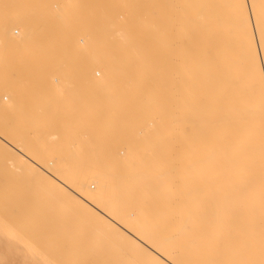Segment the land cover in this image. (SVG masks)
I'll list each match as a JSON object with an SVG mask.
<instances>
[{
  "label": "bare ground",
  "instance_id": "1",
  "mask_svg": "<svg viewBox=\"0 0 264 264\" xmlns=\"http://www.w3.org/2000/svg\"><path fill=\"white\" fill-rule=\"evenodd\" d=\"M29 1L24 2L27 8ZM133 2L107 0L106 11H130ZM182 3L180 26H131L127 32L123 25L117 32L123 45L118 42L113 54L90 62L101 71L90 72L91 89H102L105 106L134 107L138 98L127 93L137 91L149 92L144 101L166 104L168 152L156 137L154 152L136 158L116 153L94 157L81 162L71 177L68 169L50 174L47 164H37L12 146L2 134V123L0 144L16 153L19 165L71 212L74 225L86 228L92 222L90 229L98 233L131 235L142 248L164 241L165 250L159 247L157 253V262L164 264H264V0ZM15 5V0H0V63L7 65L15 61L8 53L34 42L21 26L22 17L6 15L4 9ZM13 21L21 29L18 37L9 30ZM65 41L55 38L35 47L30 42L31 56L24 60L28 70L32 65L28 79L32 74L34 80L23 83L30 87L26 89H37L40 81L45 85L48 78L40 80L36 74L46 71L59 75H51V88L84 87L87 62L79 46ZM14 84L2 83L11 97L7 105L0 100L2 115L12 109L7 90ZM161 179L169 183L166 195L160 192Z\"/></svg>",
  "mask_w": 264,
  "mask_h": 264
},
{
  "label": "rangeland",
  "instance_id": "2",
  "mask_svg": "<svg viewBox=\"0 0 264 264\" xmlns=\"http://www.w3.org/2000/svg\"><path fill=\"white\" fill-rule=\"evenodd\" d=\"M25 1L27 0H15V7L4 9L6 15L23 18L21 26L24 25L30 38L31 36L35 38L34 42L29 38L33 47L39 42H49L55 38L65 39L67 40L65 42L79 46L81 57L87 62L84 72L88 82L85 80L81 89L58 88L54 86L55 83L51 88L50 85L55 79L51 75L56 76V79L59 75L46 71L44 75L43 72L36 75L45 76L44 78L40 76L39 79L48 78L45 85L51 81L49 86L42 85L43 88L46 87L42 90L40 81L37 88L40 90H28L26 89L28 86L24 85L31 77L33 78L31 81L34 80L32 74L28 79L31 62L26 61L27 65H31H28L29 70L25 66V60H28L26 58L31 56L29 54L31 43L25 44L21 50L8 53V57L15 58V61L10 65L0 63V67L2 66L0 100L3 101V105L9 104L11 97L3 92L9 86H2V83L9 81L15 84L10 85L14 89L7 90L13 96L12 109L5 111L3 115L0 114L1 126L6 127H2L5 129L2 130L4 138L15 148L22 149L20 151L37 164H47L50 174L58 168L65 172L71 170L68 171L71 177L78 170V166H81V162L84 164L98 158L100 160L106 154L116 153L136 158L154 152L156 137L160 140L162 148H167L165 152H168L170 133L166 104L153 105V100L147 102L146 99L145 102L143 97L149 92L137 91L127 93L138 98L135 100L136 104L133 103L134 107L129 104L106 107L103 101L101 102L105 96L101 94L102 89L94 87L91 89L90 72L96 71L98 74L101 71L98 67L91 68L90 62L108 56V53L113 54L118 42L123 45L122 42L125 41L117 33L123 25L126 27L123 26L124 30L131 26L137 29L155 27L158 30L180 26L183 0H134L133 10L116 9L109 14L106 11L107 0H30L29 8L24 4ZM15 24L16 21H13L11 24L13 26H10L9 30L10 32L16 30L18 33L11 35L18 37L21 29L16 27L18 23ZM57 32L59 37L55 34ZM54 34L57 37L53 36ZM130 41L132 40L126 39L128 44ZM72 47L74 49V46ZM47 74L50 76L47 77ZM158 116L162 119H158ZM1 147L0 264H164L157 262L159 247L160 250H165V246H162L165 245L164 241L160 242L163 238L159 240L161 244L159 242L157 244L155 240L156 242L148 244L150 248L146 249L136 244L131 235L123 236L108 231L98 233L90 229L94 226L92 222L86 223V228L74 225L75 218L71 212L64 211L65 209L61 208L44 186L34 181L30 172L19 165L18 156L15 157L17 154L14 155L12 150L9 152L10 148L6 146ZM163 152L162 149L161 153ZM168 185L167 179H161L160 192L164 191L166 195ZM96 189V186L95 188L91 186L92 191Z\"/></svg>",
  "mask_w": 264,
  "mask_h": 264
},
{
  "label": "built area",
  "instance_id": "3",
  "mask_svg": "<svg viewBox=\"0 0 264 264\" xmlns=\"http://www.w3.org/2000/svg\"><path fill=\"white\" fill-rule=\"evenodd\" d=\"M14 34H17V31L16 30L14 31Z\"/></svg>",
  "mask_w": 264,
  "mask_h": 264
}]
</instances>
